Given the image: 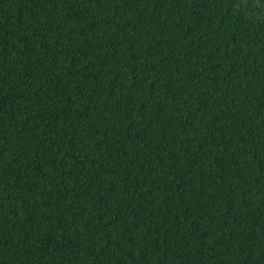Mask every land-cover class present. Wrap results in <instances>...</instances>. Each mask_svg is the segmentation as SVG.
Here are the masks:
<instances>
[{"label":"trees","instance_id":"1","mask_svg":"<svg viewBox=\"0 0 264 264\" xmlns=\"http://www.w3.org/2000/svg\"><path fill=\"white\" fill-rule=\"evenodd\" d=\"M0 264H264V0H0Z\"/></svg>","mask_w":264,"mask_h":264}]
</instances>
